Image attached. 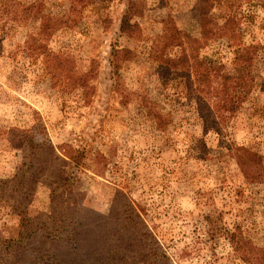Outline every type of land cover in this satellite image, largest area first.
Listing matches in <instances>:
<instances>
[{
  "label": "rangeland",
  "instance_id": "obj_1",
  "mask_svg": "<svg viewBox=\"0 0 264 264\" xmlns=\"http://www.w3.org/2000/svg\"><path fill=\"white\" fill-rule=\"evenodd\" d=\"M133 1L124 32L129 0H0V264H250L235 242L264 247V183L242 170L264 169V0Z\"/></svg>",
  "mask_w": 264,
  "mask_h": 264
},
{
  "label": "trees",
  "instance_id": "obj_2",
  "mask_svg": "<svg viewBox=\"0 0 264 264\" xmlns=\"http://www.w3.org/2000/svg\"><path fill=\"white\" fill-rule=\"evenodd\" d=\"M103 1V0H102ZM29 7V6H28ZM31 7V6H30ZM71 13L76 11V6H72L70 8ZM136 12V6H135V2L133 0H129V5L127 6V10L125 12V15L122 18V22H121V29L122 31L126 32L129 31L130 28H133L134 24L131 23L130 21V16ZM70 18V17H69ZM75 17H73L74 19ZM68 18H63L61 16H53V15H45L42 18V28L45 29H50L53 27H58V26H62L65 25L67 23ZM172 39L175 40V42L172 43H178L180 42V30L174 26L173 27V32H171ZM120 51L117 48L113 49L112 55H113V60H112V65L113 68L115 69L118 66V56L120 55ZM43 52V51H42ZM44 53V52H43ZM189 62H190V58L189 55L187 54V52L183 51V53H181L179 56L177 57H171V56H164L163 61H161L160 67L163 68V70H165V73H170L173 69H180V68H184L186 69L187 67H189ZM204 71V70H203ZM202 71V72H203ZM204 73H201V76H203ZM208 93V92H206ZM31 148H29V151L34 152L36 151V149H34V144L31 143ZM26 149V148H25ZM53 149V147L50 146V150ZM249 154H254L251 153L250 150H248ZM75 157V156H72ZM76 158V157H75ZM74 159V158H73ZM250 163V162H249ZM242 170L245 174V176L247 177L248 180L250 181H262L264 183V169L260 166L257 170H253L252 167L250 165H243L242 166ZM65 211L63 210L60 214L61 216H64ZM137 216L140 218V214L137 212ZM44 233L42 235H44L42 237V242L43 245H46L47 240L49 239L50 236H53L52 232L55 231L54 226L51 227V230L49 229V226L46 224V227L44 228ZM54 238L59 237V236H53ZM152 238L153 241L156 244H159V242L157 241V239L155 238V235L152 234ZM21 240V239H20ZM19 241H12V240H7V248L8 250L13 248L14 246H19ZM234 242V241H233ZM160 245V244H159ZM235 247L237 249H239L241 251V256L243 257V259L247 262H249L250 264H264V247H260L257 246L256 244H254L250 239L247 240H243L239 245V242H235ZM46 250H48V252L50 253L49 248H45Z\"/></svg>",
  "mask_w": 264,
  "mask_h": 264
}]
</instances>
